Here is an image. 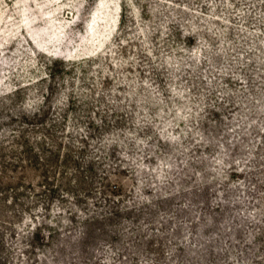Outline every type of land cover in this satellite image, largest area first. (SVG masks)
I'll return each mask as SVG.
<instances>
[{
    "label": "rangeland",
    "instance_id": "obj_1",
    "mask_svg": "<svg viewBox=\"0 0 264 264\" xmlns=\"http://www.w3.org/2000/svg\"><path fill=\"white\" fill-rule=\"evenodd\" d=\"M0 264H264V0H0Z\"/></svg>",
    "mask_w": 264,
    "mask_h": 264
}]
</instances>
